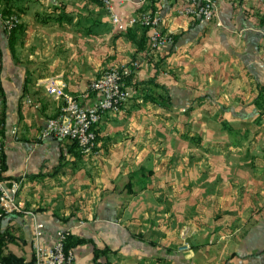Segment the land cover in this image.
<instances>
[{
	"label": "crops",
	"instance_id": "obj_1",
	"mask_svg": "<svg viewBox=\"0 0 264 264\" xmlns=\"http://www.w3.org/2000/svg\"><path fill=\"white\" fill-rule=\"evenodd\" d=\"M6 3L21 25L0 20V137L24 211L0 221L4 254L30 264L68 230L75 264H264V4L217 0L202 22L181 0L116 1L174 36L150 52L144 29L116 30L97 0ZM131 59V98L102 117L98 156L42 137L59 106L48 78L90 105L91 82Z\"/></svg>",
	"mask_w": 264,
	"mask_h": 264
},
{
	"label": "built area",
	"instance_id": "obj_2",
	"mask_svg": "<svg viewBox=\"0 0 264 264\" xmlns=\"http://www.w3.org/2000/svg\"><path fill=\"white\" fill-rule=\"evenodd\" d=\"M110 13L113 24L122 29L124 21L121 16L113 13V3L115 0H99ZM120 4H124L128 0H118ZM186 5L180 11L185 16H197L201 21L212 20L215 14L216 6L213 0H185ZM140 23L144 27H154L152 36V46L157 48V44L170 43L162 37L161 31L158 29L159 18L152 16L151 13H145L139 17H132L127 22L128 25H136ZM18 24L16 17L7 20L8 30L13 29ZM170 38V37H168ZM165 39L166 41H163ZM171 39V38H170ZM139 64H133L130 72L136 70ZM129 70H124V74H128ZM46 89L48 94L55 101L61 102L59 115L48 120L43 136H51L56 139H67L75 142L83 153L96 150V126L101 121L104 114L108 112H118L122 106L128 101L129 93L123 88L121 74L112 70L105 72L96 79L90 86V91L97 94L98 99L89 107L80 104L78 98L66 91L63 82L56 78L46 80ZM3 145L0 139V209L4 214H19L22 212V205H16L9 195L10 192L4 188V181L1 178L3 171L2 162ZM12 195L18 187L17 182H13ZM11 194V193H10ZM2 215H0L1 217ZM42 226L39 225L38 228ZM39 232L36 233V236ZM70 236L69 231H59L57 234V244L51 247H41L35 245L33 260L34 264H74L75 255L71 248H66L67 240Z\"/></svg>",
	"mask_w": 264,
	"mask_h": 264
},
{
	"label": "rangeland",
	"instance_id": "obj_3",
	"mask_svg": "<svg viewBox=\"0 0 264 264\" xmlns=\"http://www.w3.org/2000/svg\"><path fill=\"white\" fill-rule=\"evenodd\" d=\"M97 1H99V0H97ZM118 2L119 4H120V2L118 1V0H115V2ZM129 1V0H128ZM127 1V2H128ZM181 1H183L184 2V6L183 7H185V5H186V2H185V0H181ZM213 1H215V6H216V8H217V0H213ZM260 3H262V4H264V0H258ZM100 2V1H99ZM115 2L113 3V13H115L114 12V4H115ZM127 2H125L124 4H126ZM101 3V2H100ZM102 4V3H101ZM124 4H120V5H124ZM102 6L104 7V9H106L105 8V6L102 4ZM182 7V8H183ZM181 8V9H182ZM107 10V9H106ZM181 11V10H180ZM108 12V11H107ZM215 12H216V10H215ZM109 13V12H108ZM145 13H151L152 14V16L154 15V16H157L158 18H159V25H158V29L161 31V35H162V37L163 38H165V39H167V40H170L171 42L170 43H167V42H165L164 44H157V45H159V46H157V48H154L153 46H152V36H153V34H154V27H150V28H148V27H144L143 25H140V23H138V24H136V25H128L127 24V22L129 21V19L130 18H132V17H139V16H142V15H144ZM116 14V13H115ZM181 14V13H180ZM109 15H110V13H109ZM116 15H118V14H116ZM182 15V14H181ZM215 15V14H214ZM16 17V19L18 20V24L16 25V27H14L13 29H11V30H8V28H7V20L8 19H10L11 17ZM119 16V15H118ZM183 16H185V15H183ZM187 17H194V18H198L200 21H201V18L200 17H197V16H187ZM129 19H123V21H124V27L122 28V29H119L118 27H116L114 24H113V22L111 21V23H112V25H113V27L116 29V30H118V31H121V32H123V31H126V30H128L129 28H131V27H140V28H142V29H144L145 31H146V33H147V38H148V44H147V46H148V48H149V50H150V52H155V51H158V50H160V49H162V48H164L165 46H170V45H172L173 43H174V41H175V38H174V36L172 35V34H170V33H166V32H164V30L162 29V27H161V19H160V17H159V15L158 14H156L154 11H143V12H141V13H139V14H136V15H134V16H131ZM214 18V17H213ZM212 18V19H213ZM0 20H1V22H2V26H3V28H4V30L7 32V34H13L16 30H17V28L21 25V17H20V15L18 14V12L16 11V10H14V9H12L7 3H6V0H0ZM110 20H111V16H110ZM209 21H211V20H209ZM209 21H202V22H209ZM168 37H170V38H168ZM165 39H163V41H166ZM138 63L139 64V67L136 69V70H132L131 72H130V69L132 68V66H133V64L134 63ZM140 68V63L137 61V60H135V59H131L128 63H126V64H123V65H121V66H112V67H110V68H108V69H106V70H104V71H102L92 82H91V84L96 80V79H98L102 74H104L105 72H110V71H112V70H116V71H118L120 74H121V79H122V84H123V88L129 93V99H128V101L130 100V98H131V95H132V93H131V90H130V88H128L127 87V85H126V81L129 79V78H131L132 76H133V74L138 70ZM124 70H129V72H128V74H124ZM50 78H56V79H58L59 81H61V82H63L61 79H59V78H57V77H50ZM49 79V78H48ZM64 84H65V82H63ZM91 84H90V86H91ZM45 85H46V82H45ZM65 86H66V84H65ZM90 89V88H89ZM66 91H67V86H66ZM45 92H46V94L51 98V99H53L49 94H48V92H47V89H46V86H45ZM68 92V91H67ZM69 94H71L70 92H68ZM89 93H93L94 94V99H93V101H92V104L93 103H95V101L98 99V97H97V94L95 93V92H91V91H89ZM71 95H73V94H71ZM76 98H78V100H79V102H80V104L82 105V106H84V107H89V106H91L92 104H90V105H85V104H83V99H85V98H87V95H82V96H76V95H74ZM55 101V100H54ZM127 101V102H128ZM24 102H25V104H27V105H30L31 107H33V108H35V109H37V108H39V106H38V103L33 99V98H31V97H25L24 98ZM57 103H58V112H57V114L54 116V117H51V118H49L48 120H50V119H52V118H55V117H57L58 115H59V111H60V105H61V102H59V101H56ZM127 102L122 106V108L123 107H125V105L127 104ZM121 108V109H122ZM120 111V110H119ZM118 111V112H119ZM108 113H113V112H108ZM115 113H117V112H115ZM107 114V113H106ZM105 115V114H104ZM103 115V116H104ZM48 120H47V122H48ZM101 120H102V118H101ZM47 122H46V125H47ZM101 122V121H100ZM100 122H99V124H100ZM98 124V125H99ZM46 125H45V127H46ZM98 125L96 126V135H97V142H96V150H94V151H91V152H88V153H83V151L78 147V145L75 143V142H73L72 140H71V142H73L76 146H77V148H78V151L82 154V155H85V156H98V154H99V140H98V133H97V127H98ZM2 126V122H1V120H0V127ZM45 127H44V129H45ZM43 129V130H44ZM42 130V137H45V136H43L44 135V131ZM13 133H16V129H14L13 130ZM51 137V136H50ZM52 138H54V137H52ZM0 139H1V141H2V145H3V140H2V138L0 137ZM56 139V138H55ZM57 140H66V139H57ZM2 158H3V151H2ZM2 162H3V160H2ZM1 178H2V180L4 181L3 183H4V188H6V190L8 191V192H10L9 193V195L11 196V198L14 200V203L16 204V205H22V207H21V209H23L22 211H24V206H23V204H22V201L18 198V192H19V190H20V185H21V182L20 181H8V180H6L5 179V177H4V165H3V171H2V174H1ZM13 182H17V185H18V187L16 188V190H15V193L12 195V190H13ZM1 208V207H0ZM16 214V213H15ZM0 215H2L1 217H0V221H1V219L2 218H5V217H9V216H11V215H14V214H4V212L2 211V209H0ZM39 225H41V224H38L37 225V229H36V233H38L39 232V235L41 234L40 233V230L42 229V227L41 228H38V226ZM42 226V225H41ZM60 231H68V230H60ZM70 232V231H69ZM58 234V233H57ZM38 235V236H39ZM72 237V234H71V232H70V236H69V238H71ZM68 238V239H69ZM57 241H58V237H57ZM68 241V240H67ZM55 244H57V242L55 243ZM54 244V245H55ZM67 244V243H66ZM178 244H179V242L177 243V244H175V246H174V248H177V247H180V246H178ZM54 245H52V246H54ZM184 245H186V243H184L182 246H184ZM42 247V246H41ZM49 247H51V246H49ZM184 248H187V246L186 247H184ZM72 249V248H71ZM72 251H73V249H72ZM34 259V258H33ZM33 262H34V260H33ZM75 264V263H74Z\"/></svg>",
	"mask_w": 264,
	"mask_h": 264
},
{
	"label": "trees",
	"instance_id": "obj_4",
	"mask_svg": "<svg viewBox=\"0 0 264 264\" xmlns=\"http://www.w3.org/2000/svg\"><path fill=\"white\" fill-rule=\"evenodd\" d=\"M71 240H72V237L69 238L67 241V244H66L67 249L72 248L74 245ZM5 245L6 243H5L4 237L2 234H0V264H24L22 259H18L14 257L12 254H4ZM30 264H34V262L32 261Z\"/></svg>",
	"mask_w": 264,
	"mask_h": 264
}]
</instances>
